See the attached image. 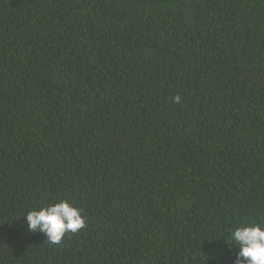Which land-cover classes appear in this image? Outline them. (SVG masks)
I'll list each match as a JSON object with an SVG mask.
<instances>
[{
    "label": "trees",
    "instance_id": "1",
    "mask_svg": "<svg viewBox=\"0 0 264 264\" xmlns=\"http://www.w3.org/2000/svg\"><path fill=\"white\" fill-rule=\"evenodd\" d=\"M262 219L264 0H0V264H236Z\"/></svg>",
    "mask_w": 264,
    "mask_h": 264
},
{
    "label": "clouds",
    "instance_id": "2",
    "mask_svg": "<svg viewBox=\"0 0 264 264\" xmlns=\"http://www.w3.org/2000/svg\"><path fill=\"white\" fill-rule=\"evenodd\" d=\"M173 102L181 103V97L174 96ZM23 217L28 232L41 233L51 243H59L65 234L86 227L81 209L63 199L29 210ZM227 240L237 249L236 264H264V219L229 229Z\"/></svg>",
    "mask_w": 264,
    "mask_h": 264
}]
</instances>
